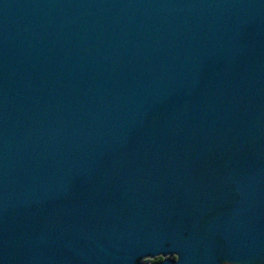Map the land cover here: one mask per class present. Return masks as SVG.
Returning a JSON list of instances; mask_svg holds the SVG:
<instances>
[{
    "label": "water",
    "instance_id": "95a60500",
    "mask_svg": "<svg viewBox=\"0 0 264 264\" xmlns=\"http://www.w3.org/2000/svg\"><path fill=\"white\" fill-rule=\"evenodd\" d=\"M264 264V0H0V264Z\"/></svg>",
    "mask_w": 264,
    "mask_h": 264
},
{
    "label": "trees",
    "instance_id": "16d2710c",
    "mask_svg": "<svg viewBox=\"0 0 264 264\" xmlns=\"http://www.w3.org/2000/svg\"><path fill=\"white\" fill-rule=\"evenodd\" d=\"M161 260H162L161 257H157V258H155L154 260H152V264L157 263V262H159V261H161Z\"/></svg>",
    "mask_w": 264,
    "mask_h": 264
}]
</instances>
